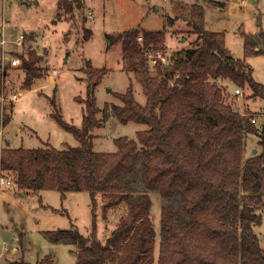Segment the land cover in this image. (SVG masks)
I'll return each mask as SVG.
<instances>
[{
  "label": "trees",
  "instance_id": "obj_1",
  "mask_svg": "<svg viewBox=\"0 0 264 264\" xmlns=\"http://www.w3.org/2000/svg\"><path fill=\"white\" fill-rule=\"evenodd\" d=\"M83 4V0H57L58 15H72ZM182 8V13L166 16L167 27L160 30L132 27L105 35L108 46L121 43V69L132 72L141 84L143 105L130 84L115 94L121 105L106 102L101 118L96 117L94 90L107 69L86 60L85 96H76L83 103L80 125L66 122L54 95L50 98L51 115L78 145L65 149L50 144L6 145L0 150V171L12 175L17 190H58L62 198L69 191L88 192L92 213L88 236L77 228L44 231L53 243L76 244V264H264V248L253 231L262 222L258 209L264 210V133L260 135L252 117H247L251 113L234 109L225 99L226 88L220 83L248 87L253 95L264 97L263 85L254 79L247 61L264 54V32L244 34L243 54L234 57L226 47L225 33L205 27L203 5ZM179 18L195 39L180 48L173 61L158 59L150 67L148 52L167 49L166 34L174 33L170 28ZM90 35L91 30L85 29L84 40ZM11 54L21 59L23 85L29 89L43 75L44 55L30 46L21 55ZM5 75L0 63V87ZM110 112L123 124L133 121L148 128L137 131L136 140L114 138L115 151L96 152L90 131L102 126ZM8 121L6 116L4 122ZM244 133L260 135V152L242 159ZM150 191H157L163 200L157 257ZM99 194L106 197L105 207L122 202L127 207L103 242L96 236ZM6 264L30 263L21 259ZM36 264H52V256L47 254Z\"/></svg>",
  "mask_w": 264,
  "mask_h": 264
},
{
  "label": "rangeland",
  "instance_id": "obj_2",
  "mask_svg": "<svg viewBox=\"0 0 264 264\" xmlns=\"http://www.w3.org/2000/svg\"><path fill=\"white\" fill-rule=\"evenodd\" d=\"M85 2V10L65 18L62 13L57 15V0H0V39L8 40L6 51L21 55L30 46L38 55H44L41 63L43 75L35 78L29 89L23 85L24 69L5 67L6 75L0 87V150L6 145L38 148L50 144L57 149L78 145L73 135L51 115L54 109L50 98L54 95L57 108L66 122L80 125L83 103L78 102L76 96H85L86 79L82 68L86 60H91L94 67L108 69L94 91L99 108L96 117L101 118L106 102L121 105V99L115 94L125 92L130 84L135 99L142 105L145 103L146 96L139 81L121 69V43L108 46L106 34L116 35L132 27L160 30L167 27L166 16L182 13V7L191 3L204 6L205 27L225 33V44L232 55L242 56L244 34L264 32V0H231L227 12L215 8L217 5L207 0ZM83 16L86 21H82L85 20ZM85 29L91 30L87 40H84ZM170 29L174 33L169 31L166 34L167 49L159 51L166 60L164 63L173 61L177 51L189 46L196 37L181 18ZM20 33L24 34L22 45L14 44ZM247 61L253 68L254 79L264 88V54L250 56ZM148 64L150 67L153 65L149 61ZM220 83L226 88L225 99L234 109L251 113L247 117L255 119L254 125L260 135L263 134L264 97L253 95V90L248 87L240 88L242 93L236 95V87L232 83ZM14 94H17L16 98H13ZM6 116L9 117L7 123L4 122ZM110 116L102 126L90 131L92 149L96 152L115 151L114 138L127 136L136 140V132L148 128L147 124L133 121L123 124L111 112ZM260 135L243 134L242 159L260 152ZM0 176L13 179L9 172L0 171ZM149 194L150 218L156 233L154 254L157 257L163 200L157 191ZM105 201L106 197L99 194L95 207L96 236L102 242L127 211L124 202L105 207ZM258 213L262 222L254 225L253 231L264 248V210L258 209ZM91 221V202L86 191H69L64 198L58 190L46 189L21 195L14 182L0 183V264L21 259L36 264L47 254L52 256V264H76V244L53 243L44 231L77 228L83 236H88ZM14 246L23 250L15 253L11 250Z\"/></svg>",
  "mask_w": 264,
  "mask_h": 264
},
{
  "label": "built area",
  "instance_id": "obj_3",
  "mask_svg": "<svg viewBox=\"0 0 264 264\" xmlns=\"http://www.w3.org/2000/svg\"><path fill=\"white\" fill-rule=\"evenodd\" d=\"M24 37V34L23 33H20L18 35V37L14 40V44H17V45H20L22 43V39ZM137 39L139 41L142 40V36L139 35L137 37ZM8 42L7 39L5 38H1L0 39V63H1V66L5 69V67H14V68H18V67H21V59L17 56H13L10 52H7L6 51V47H5V44ZM148 59H149V62L151 64H155L156 61L158 59H160L163 63L166 62V60L164 59L163 56H161L160 52L159 51H156V52H148ZM242 93V91L240 90V88H235V94L237 95H240ZM17 97V94H14L13 95V98H16ZM252 122H255V119L252 118L251 119ZM13 178V177H12ZM5 177H2L0 176V183H4L5 181L7 183H13L14 182V179H7Z\"/></svg>",
  "mask_w": 264,
  "mask_h": 264
},
{
  "label": "crops",
  "instance_id": "obj_4",
  "mask_svg": "<svg viewBox=\"0 0 264 264\" xmlns=\"http://www.w3.org/2000/svg\"><path fill=\"white\" fill-rule=\"evenodd\" d=\"M84 1V4H83V7L81 8L82 10H85V8H86V2H85V0H83ZM208 2L209 1H216V2H219V3H221V7H219V6H217V7H215V8H217V9H221V10H223L224 12H227L228 11V8L230 7L229 6V3L231 2V0H223V1H221V0H207ZM242 1V0H241ZM245 1V0H244ZM58 9V8H57ZM81 9H79V10H75L74 12H73V14L74 13H77L78 11L80 12V10ZM230 9V8H229ZM78 12V13H79ZM90 12V11H89ZM58 13H60V10L58 9ZM58 13H57V15H58ZM91 13V12H90ZM72 14V15H73ZM71 14H68V15H62V16H65V18H70L71 16H72ZM86 16V15H85ZM85 16H83V19L85 18V20H82V21H86L87 19H86V17ZM66 20V19H65ZM207 28V27H206ZM210 30V29H209ZM172 34V33H171ZM227 47V46H226ZM228 48V47H227ZM229 49V48H228ZM229 51H230V53H231V50L229 49ZM234 57H238V55H235ZM91 61V60H90ZM92 63V62H91ZM93 65V64H92ZM93 67H94V65H93ZM95 68H97V67H95ZM99 68H101V67H99ZM105 68V67H104ZM108 70V69H107ZM128 74H133L132 72H127ZM100 82V81H99ZM98 85V84H97ZM96 85V86H97ZM96 88V87H95ZM95 91V90H94ZM111 116H109V118H110ZM108 118V119H109ZM257 151V150H256ZM6 175V174H5ZM8 176V175H7ZM12 176V175H11ZM34 192H37V191H31V190H28L27 192H25V191H20V190H18V193L19 194H21V195H25V194H28V193H34ZM38 192H39V190H38ZM12 249V251H14L15 253L17 252V251H19V250H23V249H19L18 248V246H14V247H11ZM5 250H7V248H6V246H5ZM5 254V253H4Z\"/></svg>",
  "mask_w": 264,
  "mask_h": 264
},
{
  "label": "water",
  "instance_id": "obj_5",
  "mask_svg": "<svg viewBox=\"0 0 264 264\" xmlns=\"http://www.w3.org/2000/svg\"><path fill=\"white\" fill-rule=\"evenodd\" d=\"M233 56H235V55H233Z\"/></svg>",
  "mask_w": 264,
  "mask_h": 264
}]
</instances>
